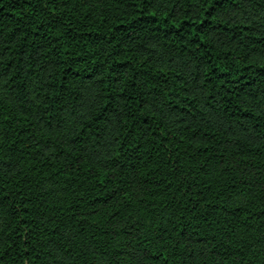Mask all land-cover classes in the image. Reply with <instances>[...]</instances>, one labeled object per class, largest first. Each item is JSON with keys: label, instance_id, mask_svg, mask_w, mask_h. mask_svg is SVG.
<instances>
[{"label": "trees", "instance_id": "trees-1", "mask_svg": "<svg viewBox=\"0 0 264 264\" xmlns=\"http://www.w3.org/2000/svg\"><path fill=\"white\" fill-rule=\"evenodd\" d=\"M0 264H264V0H0Z\"/></svg>", "mask_w": 264, "mask_h": 264}]
</instances>
